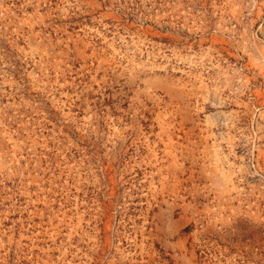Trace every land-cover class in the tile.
Here are the masks:
<instances>
[{"label": "rangeland", "instance_id": "rangeland-1", "mask_svg": "<svg viewBox=\"0 0 264 264\" xmlns=\"http://www.w3.org/2000/svg\"><path fill=\"white\" fill-rule=\"evenodd\" d=\"M0 264H264V0H0Z\"/></svg>", "mask_w": 264, "mask_h": 264}]
</instances>
